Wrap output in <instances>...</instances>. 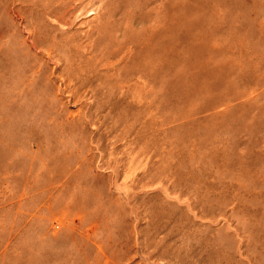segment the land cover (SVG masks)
Masks as SVG:
<instances>
[{
    "label": "rangeland",
    "instance_id": "rangeland-1",
    "mask_svg": "<svg viewBox=\"0 0 264 264\" xmlns=\"http://www.w3.org/2000/svg\"><path fill=\"white\" fill-rule=\"evenodd\" d=\"M0 264H264V0H0Z\"/></svg>",
    "mask_w": 264,
    "mask_h": 264
},
{
    "label": "bare ground",
    "instance_id": "bare-ground-1",
    "mask_svg": "<svg viewBox=\"0 0 264 264\" xmlns=\"http://www.w3.org/2000/svg\"><path fill=\"white\" fill-rule=\"evenodd\" d=\"M68 11V10H67Z\"/></svg>",
    "mask_w": 264,
    "mask_h": 264
}]
</instances>
